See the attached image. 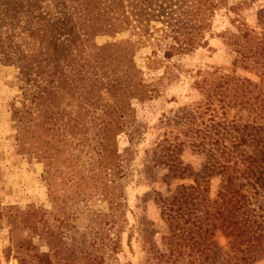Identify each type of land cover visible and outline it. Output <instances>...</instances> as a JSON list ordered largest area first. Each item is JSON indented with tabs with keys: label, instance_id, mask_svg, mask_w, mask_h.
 <instances>
[{
	"label": "rangeland",
	"instance_id": "1",
	"mask_svg": "<svg viewBox=\"0 0 264 264\" xmlns=\"http://www.w3.org/2000/svg\"><path fill=\"white\" fill-rule=\"evenodd\" d=\"M225 1L206 44L170 59L129 32L94 38L131 40L155 90L131 102L111 178L97 175L99 110L85 82L57 79L54 125L22 139L13 108L30 106L25 79L5 62L12 45L0 48V264H19L16 238L25 264L55 252L70 264H264V0Z\"/></svg>",
	"mask_w": 264,
	"mask_h": 264
},
{
	"label": "trees",
	"instance_id": "2",
	"mask_svg": "<svg viewBox=\"0 0 264 264\" xmlns=\"http://www.w3.org/2000/svg\"><path fill=\"white\" fill-rule=\"evenodd\" d=\"M225 5V0H1L0 22L7 37L0 39V48L12 45L5 62L20 68L25 79L23 100L30 102L28 107L13 108L22 139L31 130L41 131L44 120L54 125L52 98L57 79L83 80L89 87L91 108L99 110L100 138L94 151L97 175L104 172L105 178H111L118 160L113 151L116 138L126 130L131 102L150 99L155 90L134 66L136 47L131 40L98 47L94 38L129 32L137 38L136 44H154L170 59L204 46L216 11ZM18 43L24 55L17 50ZM260 45L262 52L264 45ZM103 94L109 101L98 107ZM31 138L37 143V136ZM103 188V197L109 198L106 183ZM39 214L34 208L21 214L28 229L35 228L33 221ZM26 246L23 239L13 240L19 264L26 263ZM53 258L55 262L48 254L32 255L36 264H70L66 258H57V252Z\"/></svg>",
	"mask_w": 264,
	"mask_h": 264
}]
</instances>
